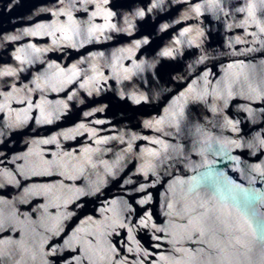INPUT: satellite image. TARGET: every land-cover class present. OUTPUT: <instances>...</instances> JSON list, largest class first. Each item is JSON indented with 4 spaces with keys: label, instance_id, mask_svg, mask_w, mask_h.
<instances>
[{
    "label": "water",
    "instance_id": "obj_1",
    "mask_svg": "<svg viewBox=\"0 0 264 264\" xmlns=\"http://www.w3.org/2000/svg\"><path fill=\"white\" fill-rule=\"evenodd\" d=\"M0 264H264V0H0Z\"/></svg>",
    "mask_w": 264,
    "mask_h": 264
}]
</instances>
